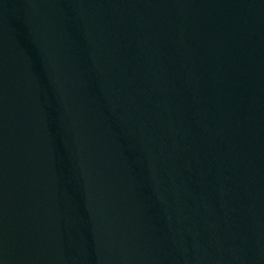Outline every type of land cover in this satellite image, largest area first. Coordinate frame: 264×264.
<instances>
[{
    "label": "water",
    "instance_id": "water-1",
    "mask_svg": "<svg viewBox=\"0 0 264 264\" xmlns=\"http://www.w3.org/2000/svg\"><path fill=\"white\" fill-rule=\"evenodd\" d=\"M0 264H264V0H0Z\"/></svg>",
    "mask_w": 264,
    "mask_h": 264
}]
</instances>
